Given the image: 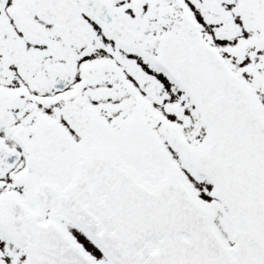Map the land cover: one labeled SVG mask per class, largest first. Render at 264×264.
<instances>
[{
  "label": "snow or ice",
  "instance_id": "1",
  "mask_svg": "<svg viewBox=\"0 0 264 264\" xmlns=\"http://www.w3.org/2000/svg\"><path fill=\"white\" fill-rule=\"evenodd\" d=\"M0 264H264V0H0Z\"/></svg>",
  "mask_w": 264,
  "mask_h": 264
}]
</instances>
